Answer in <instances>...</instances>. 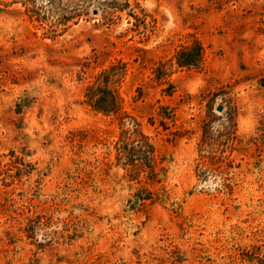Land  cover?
<instances>
[{"label":"rangeland","instance_id":"obj_1","mask_svg":"<svg viewBox=\"0 0 264 264\" xmlns=\"http://www.w3.org/2000/svg\"><path fill=\"white\" fill-rule=\"evenodd\" d=\"M0 264H264V0H0Z\"/></svg>","mask_w":264,"mask_h":264},{"label":"trees","instance_id":"obj_2","mask_svg":"<svg viewBox=\"0 0 264 264\" xmlns=\"http://www.w3.org/2000/svg\"><path fill=\"white\" fill-rule=\"evenodd\" d=\"M200 58V48L195 51L183 50L179 53V66L189 67L197 64ZM86 101L90 106L102 113H117L120 110V103L117 95L107 86V81H99L89 86L85 93ZM140 136H142L140 134ZM153 173V167H151Z\"/></svg>","mask_w":264,"mask_h":264},{"label":"water","instance_id":"obj_3","mask_svg":"<svg viewBox=\"0 0 264 264\" xmlns=\"http://www.w3.org/2000/svg\"><path fill=\"white\" fill-rule=\"evenodd\" d=\"M216 111L217 112H221L222 111V107H217Z\"/></svg>","mask_w":264,"mask_h":264}]
</instances>
